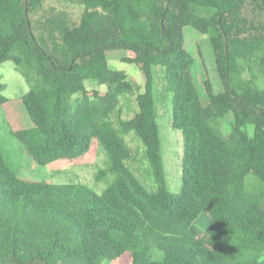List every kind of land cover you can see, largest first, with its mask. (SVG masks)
Segmentation results:
<instances>
[{
  "label": "trees",
  "instance_id": "obj_1",
  "mask_svg": "<svg viewBox=\"0 0 264 264\" xmlns=\"http://www.w3.org/2000/svg\"><path fill=\"white\" fill-rule=\"evenodd\" d=\"M49 2L82 10L79 23ZM186 28L211 38L223 91L206 80L207 105ZM118 50L133 54L124 62L146 81L138 113L119 128L111 116L134 87L109 66L107 53ZM257 56L264 74V0H0V64L14 62L30 86L10 101L0 75V115L13 136L42 167L79 159L96 140L114 177L101 195L34 182L0 150V264H264V91L233 84L240 62ZM155 67L184 135L180 194L166 178ZM89 80L107 92L91 95ZM230 116L235 127L225 135ZM131 132L145 146L154 190L127 164ZM250 176L261 192L249 190Z\"/></svg>",
  "mask_w": 264,
  "mask_h": 264
},
{
  "label": "rangeland",
  "instance_id": "obj_2",
  "mask_svg": "<svg viewBox=\"0 0 264 264\" xmlns=\"http://www.w3.org/2000/svg\"><path fill=\"white\" fill-rule=\"evenodd\" d=\"M54 5L59 9L67 10L73 24H77L81 18V12L76 7H63L49 2L46 9ZM185 46L194 58L191 73L198 88L204 105L208 98L204 83L211 82L213 91L219 94L223 91V85L216 70L215 56L211 44V38L203 35L193 28L184 30ZM109 66L113 70L123 71L127 79L132 83L134 91L131 94L120 97L119 105L111 120L117 128L121 121L133 118L139 111L138 96L145 92L146 81L134 64L124 62V59L133 58V54L127 51H110L107 53ZM0 75L4 85L3 95L10 101L21 99L30 91V86L25 77L14 62L0 64ZM155 97L159 115V126L162 137L163 158L166 169V178L169 190L174 194H180L182 190V167L184 157V135L173 126L172 95L165 87L164 70L161 67L154 68ZM254 81V84H252ZM234 87L241 93L243 88L251 85L264 91V74L261 69L260 57H254L249 63L240 62V74L233 80ZM87 90L91 95L95 92L104 94L107 87L95 81H86ZM235 127L232 116L225 118L221 126L225 135H229ZM250 133L253 125L247 126ZM123 138L131 149L134 159L127 164L135 175L150 190L155 189L154 178L146 158L145 146L134 132L124 134ZM0 150L3 152L6 162L20 176L34 182L49 181L53 184H83L96 192H103L111 185L114 177L108 173L109 160L103 147L98 141L93 140L89 152L76 160H59L42 167L37 165L26 152L24 146L13 136L4 114L0 115ZM248 187L252 192H261L263 186L254 176L248 178ZM205 224V222H201Z\"/></svg>",
  "mask_w": 264,
  "mask_h": 264
}]
</instances>
